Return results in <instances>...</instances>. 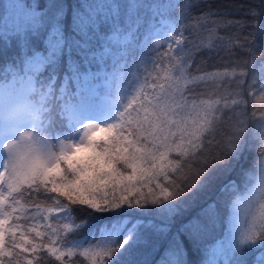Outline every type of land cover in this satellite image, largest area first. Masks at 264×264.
Here are the masks:
<instances>
[{
  "label": "snow or ice",
  "instance_id": "snow-or-ice-1",
  "mask_svg": "<svg viewBox=\"0 0 264 264\" xmlns=\"http://www.w3.org/2000/svg\"><path fill=\"white\" fill-rule=\"evenodd\" d=\"M208 81L264 106V0H0V264H264V107Z\"/></svg>",
  "mask_w": 264,
  "mask_h": 264
},
{
  "label": "trees",
  "instance_id": "trees-1",
  "mask_svg": "<svg viewBox=\"0 0 264 264\" xmlns=\"http://www.w3.org/2000/svg\"><path fill=\"white\" fill-rule=\"evenodd\" d=\"M201 2L204 4L205 8H210L213 10H220L221 12L228 11L230 8H232L234 5L243 3L244 0H201ZM238 17H228V19H236ZM220 35L227 36L228 33L224 29L218 30ZM203 38L205 41L208 39V33L204 32L202 33ZM212 40L215 41V34L212 36ZM235 57L231 55L227 51H221L219 55L215 54V51H213L212 55L210 57L208 56H197L196 58V64L192 67L190 70L193 75H199L203 72H213V71H224L225 69H228L231 71V68L233 66V61ZM239 71V69H237ZM216 83H220L219 81L213 82L208 81L201 83L200 85L196 86L199 91H203L205 95L201 98L203 99H220V111L217 113L218 115L222 116L225 109L223 108L224 100L221 99V97L225 96L228 93H232L233 97L236 99H239L241 101V108L247 107V111H250L251 114L255 110L256 111V118L258 119L260 112L259 109L262 106L258 100L253 99L252 97H240L237 96L236 93H238L240 90L235 87H229L227 83H225V87L223 88H217ZM229 103L231 101L229 100ZM253 110V111H252ZM261 171V164H260V152L258 148H252L249 151H246L244 153V156L241 158L239 164L237 165V169L233 174L228 177V179H234L236 180L237 186H239L241 190L244 188V184L247 183L249 187L254 186L257 183L258 180V173ZM237 172H240L241 175H237ZM34 237V233L30 234ZM45 239H47L45 237ZM42 255H46V253H42ZM27 256V254H25ZM30 258V257H29ZM197 254L190 253V259H197ZM50 259L53 260V264H55L54 257H51ZM82 259V257L80 258ZM85 264H87V261H85Z\"/></svg>",
  "mask_w": 264,
  "mask_h": 264
},
{
  "label": "rangeland",
  "instance_id": "rangeland-1",
  "mask_svg": "<svg viewBox=\"0 0 264 264\" xmlns=\"http://www.w3.org/2000/svg\"><path fill=\"white\" fill-rule=\"evenodd\" d=\"M161 74H163V73L161 72ZM252 111H253V110H252ZM248 114L251 116V112H250V111H248ZM260 174H261V171L258 173V178H259ZM238 188H240V187L238 186ZM82 259H83V258H82Z\"/></svg>",
  "mask_w": 264,
  "mask_h": 264
}]
</instances>
